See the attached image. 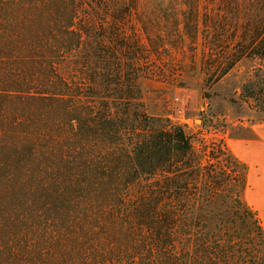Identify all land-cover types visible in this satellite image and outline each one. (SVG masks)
<instances>
[{
  "label": "trees",
  "instance_id": "1",
  "mask_svg": "<svg viewBox=\"0 0 264 264\" xmlns=\"http://www.w3.org/2000/svg\"><path fill=\"white\" fill-rule=\"evenodd\" d=\"M200 2H180L173 31L207 40L209 84L264 66V0ZM137 3L0 0V264H264L247 166L143 111L159 29L138 36ZM252 79L239 96L264 113Z\"/></svg>",
  "mask_w": 264,
  "mask_h": 264
},
{
  "label": "rangeland",
  "instance_id": "2",
  "mask_svg": "<svg viewBox=\"0 0 264 264\" xmlns=\"http://www.w3.org/2000/svg\"><path fill=\"white\" fill-rule=\"evenodd\" d=\"M181 1L162 0L156 4L152 0H138L136 4L132 23L138 36L142 38L145 29L150 32L152 23L156 24L153 30L159 29L158 36L150 43L147 60L140 57L144 70L138 80L140 103L148 116L163 124L183 126L196 146L200 138L206 142L222 141L247 166L243 199L256 211L264 230V207L259 208L264 206V197L256 186L264 180V174L251 176L264 164V158L253 156V162H246L239 155L241 147L246 153L251 145L258 151L264 149V113L247 105L239 96L243 85L253 80L255 74L261 75L264 66L256 59H242L219 81L209 84L203 72L207 40L199 35L191 41L182 33L181 26L179 35L173 31L175 19L181 21L178 16V10L184 7ZM207 1L197 6L200 14L205 13Z\"/></svg>",
  "mask_w": 264,
  "mask_h": 264
},
{
  "label": "crops",
  "instance_id": "3",
  "mask_svg": "<svg viewBox=\"0 0 264 264\" xmlns=\"http://www.w3.org/2000/svg\"><path fill=\"white\" fill-rule=\"evenodd\" d=\"M263 136H264V134H263ZM251 146H252V148L247 153H246V151H244L245 149L242 150V147L240 148V150H241L240 153L238 152L239 155L244 159V161L253 162V158H254L253 156H255L256 158H264V149L262 151H258L256 146H253V145H251ZM254 171H256V172L252 173V168H249V174L252 173L251 176L255 175L256 173L264 174V164L259 165V168L255 169ZM256 186L259 187V190H258L259 194L264 197V180L261 182H257ZM263 207L264 206H262V207L259 206V208H263Z\"/></svg>",
  "mask_w": 264,
  "mask_h": 264
}]
</instances>
